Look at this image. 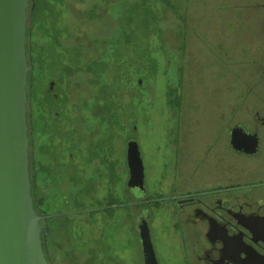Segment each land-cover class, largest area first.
Returning a JSON list of instances; mask_svg holds the SVG:
<instances>
[{
	"label": "flooded vegetation",
	"instance_id": "af4514ba",
	"mask_svg": "<svg viewBox=\"0 0 264 264\" xmlns=\"http://www.w3.org/2000/svg\"><path fill=\"white\" fill-rule=\"evenodd\" d=\"M209 11L205 37L187 23L179 26L184 59L191 41L192 73L197 64L207 65L208 117L197 120L193 110L186 115L177 98L184 87L168 90L175 97L158 149L159 188L149 191L142 151L145 192L138 195L128 185V140L137 137L132 130L118 149L116 115L110 116L109 137L91 130L86 135L82 121L74 137L64 129L74 121H59L58 110L46 111L42 122L40 112L32 116V192L50 264H80L84 251L73 244L77 219L93 214L100 216L98 254L112 224L116 239L136 234L146 264L137 230L146 212L158 264H264V0H222ZM55 83L51 77L47 89L58 98ZM89 223L83 221L84 244L94 239ZM106 244L111 264H131L128 254Z\"/></svg>",
	"mask_w": 264,
	"mask_h": 264
},
{
	"label": "rangeland",
	"instance_id": "374dc122",
	"mask_svg": "<svg viewBox=\"0 0 264 264\" xmlns=\"http://www.w3.org/2000/svg\"><path fill=\"white\" fill-rule=\"evenodd\" d=\"M44 1L46 6L42 16L37 19V29L33 37V118L37 119L40 112L42 122L46 111L58 110L61 114L59 121H74L64 128L73 130L71 135L74 137L79 136L80 121L85 125L86 135L91 130L96 135L109 137L112 113L107 103L118 94V149L122 150L121 140L130 136L133 130L148 169L149 191L159 188L158 149L165 142L163 127L167 118L171 119L170 107L175 97L168 90L177 89L178 92L179 88H185L177 98L186 106V115L193 110L192 114L197 120L207 119L211 104L207 65L204 62L197 64V71L194 74L191 71V41L187 42L186 58L183 57L184 31L179 27L184 23L183 17L176 16L160 0ZM221 1L179 0V9L183 12L186 9L188 28L199 30V34L205 37L209 9L218 6ZM55 13L59 14V18H56ZM189 33L190 31L188 35ZM47 43L55 46V55L50 58L44 54L45 64H39ZM115 55L118 56L117 62H114ZM112 64L117 71L121 67L117 72V91L109 78L111 72L106 74ZM52 76H57L54 77V90L59 94L58 98L53 97L47 89L48 80ZM139 79H142L141 83ZM171 114L173 119L178 118L177 108ZM59 124L63 125L62 122ZM73 141H70L71 148L74 146ZM99 194L97 189L96 195ZM87 216L77 219L81 224L75 229L73 244L84 251L81 253L80 264H111V258L108 259L110 250L107 251L106 243L113 246V251L117 247L116 251L120 255L128 254L131 264H142L136 234L130 233L123 240L116 239L112 224L105 227L106 235L101 241V251L98 254L94 247L95 241L98 243L100 237V216L98 219L97 214L90 215L91 219ZM86 220H90L89 226L94 234V239L88 244H84L88 240V227L83 224ZM101 221L104 223L105 219L102 218ZM162 245L166 249L164 238ZM60 252L63 257L62 250Z\"/></svg>",
	"mask_w": 264,
	"mask_h": 264
},
{
	"label": "water",
	"instance_id": "95a60500",
	"mask_svg": "<svg viewBox=\"0 0 264 264\" xmlns=\"http://www.w3.org/2000/svg\"><path fill=\"white\" fill-rule=\"evenodd\" d=\"M29 4V0H0V264H50L32 192L29 155ZM127 156L128 185L143 195L145 172L136 138L128 140ZM137 230L146 264H158L149 212L140 215Z\"/></svg>",
	"mask_w": 264,
	"mask_h": 264
},
{
	"label": "trees",
	"instance_id": "16d2710c",
	"mask_svg": "<svg viewBox=\"0 0 264 264\" xmlns=\"http://www.w3.org/2000/svg\"><path fill=\"white\" fill-rule=\"evenodd\" d=\"M145 2H150L153 0H143ZM162 3H166L167 6L170 8V11L172 13H174L176 16H181L183 17L184 23L187 22L186 20V13H179V0H160ZM30 4L29 7L27 9L28 12V28H27V56H28V62L29 65L31 66V70L28 74V96H29V100H28V124H29V136H30V149H29V155H30V160L32 157V131H31V126H32V108H31V100H32V92H33V71L35 68V64H34V60H33V37L35 34V31L37 29V19L39 20V16H42V11L46 6V2L44 0H29ZM56 18H59V14L55 13ZM52 18V16H51ZM54 19V18H52ZM117 49V48H116ZM55 46L51 43H47L45 44V48H44V52L42 53V57H44V54H47L49 57L50 56H54L55 55ZM117 53V50H116ZM116 56V55H115ZM51 58V57H50ZM118 56L115 57L114 62H117ZM42 64H45V60H41ZM46 66V65H44ZM120 70L121 67L119 66ZM117 68L114 67V64H112V66L109 68V70L107 71L106 74H109L111 72V75L109 76L110 81H112L115 85V91L118 90V87L116 88V78H118L117 76V72L120 71L118 69V71L116 70ZM57 76H52V78H54ZM118 94L114 95L111 99H109L107 106L108 109L110 111V113H112V115H116V117H114V120L117 121V127H118V111H117V105H118V98H117ZM60 97V96H59ZM116 108V109H115ZM32 178V177H31ZM46 251V249H45Z\"/></svg>",
	"mask_w": 264,
	"mask_h": 264
}]
</instances>
